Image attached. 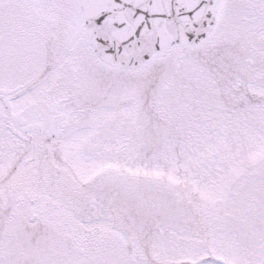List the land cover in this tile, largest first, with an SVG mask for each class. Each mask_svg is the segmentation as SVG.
Wrapping results in <instances>:
<instances>
[{"label": "snow or ice", "instance_id": "obj_1", "mask_svg": "<svg viewBox=\"0 0 264 264\" xmlns=\"http://www.w3.org/2000/svg\"><path fill=\"white\" fill-rule=\"evenodd\" d=\"M0 264H264V0H0Z\"/></svg>", "mask_w": 264, "mask_h": 264}]
</instances>
